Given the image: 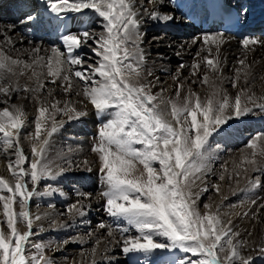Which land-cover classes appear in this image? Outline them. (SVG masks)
<instances>
[{"label":"snow or ice","instance_id":"6c2138e0","mask_svg":"<svg viewBox=\"0 0 264 264\" xmlns=\"http://www.w3.org/2000/svg\"><path fill=\"white\" fill-rule=\"evenodd\" d=\"M158 2L147 0L152 5ZM45 3L46 11L55 17L66 13L87 16L90 11L102 31L94 32L88 27L68 31L60 37V47H52L41 55V48L34 46L24 50L28 58L23 59L10 54L13 41L8 33L15 26L7 25V31L0 27V156L8 157L9 174L7 178L0 176V264H54L46 254L51 245L35 243L34 252L29 253L34 223L41 219L39 215L33 217L30 201L36 195L57 193L59 190L51 185L42 193L37 188L42 180H55L72 169V162L63 156L50 158V148L64 118L71 121L87 115L68 98L77 85L75 95L82 96L96 114L108 117L98 128L91 152L96 156L103 185L99 192L104 201L103 211L113 220L123 222V226L100 223L98 227L108 229L111 243L119 245L125 256H142L139 264H150L147 258L157 250L183 253L175 264H253L252 255L243 254L249 248L264 256V239L258 245L241 239L232 221L221 218L219 205L214 209L211 203H205L204 211L199 206L202 195L210 191L205 179L211 171L207 148L210 138L230 120L246 116L253 107L264 111V96L258 99L248 87L252 72L247 61V53L256 46H264V40L254 36L240 38L244 55L237 57L234 75L225 78L219 55L223 33L194 38L192 44L199 43L201 47L193 57L190 77L181 79V70L186 66L180 64L172 76L174 94L165 96L164 88L153 91L155 84L147 79L152 73L145 75L143 33L138 17L140 10L150 19L163 22L172 21V15L149 13L142 3L137 5V0ZM37 21V17L27 13L20 23L30 25ZM82 47L90 48L94 56V62H88L86 67V61L77 52ZM21 77L31 83L20 84ZM225 79L236 90L234 96L224 89ZM186 82L206 87L207 92L202 97L191 86L185 88ZM57 88L64 99L56 98ZM19 93L25 94L24 99L30 94L35 101V116L30 122L33 127L24 137L29 142L30 156L21 142L22 130L29 123L27 114L23 105L12 102L13 95ZM81 165L91 171L87 160L76 167ZM261 170L264 134L251 138L239 159L232 162L231 170L223 165L217 179L235 181L237 185L245 179L246 187L255 189L260 185L249 180L248 174ZM211 190L222 196L220 184L213 183ZM78 196L81 200L68 205L61 215L71 218L86 214L87 206L82 201L89 200L91 194L81 192ZM261 209L264 203H259L251 214L253 219ZM50 227L55 230L64 225L52 219ZM248 236H252L251 231ZM104 243L103 239H96L89 251L80 253V261L73 264H98L96 257Z\"/></svg>","mask_w":264,"mask_h":264},{"label":"bare ground","instance_id":"6f19581e","mask_svg":"<svg viewBox=\"0 0 264 264\" xmlns=\"http://www.w3.org/2000/svg\"><path fill=\"white\" fill-rule=\"evenodd\" d=\"M13 1L17 5L11 15L13 19L22 17L23 15L29 13L31 9H34L35 7L41 8V10L36 11V13L43 12L42 14H39V18L41 16H45L47 19V15L50 14L48 11H46L45 0H0V27H4L5 31H7L6 26L12 23H9L7 21L6 12L3 9L2 11L1 7L5 3L10 4L13 3ZM142 1L143 0H137V5L139 6ZM202 1L203 0H159L157 4H149L148 6L142 3L143 7L147 8L149 13L151 11H157L161 15L169 14L174 17V19L169 22L153 20L150 19L148 15H145L143 10H140V15L138 17L140 21L141 32H143L144 27H147L150 28L151 32L159 29L162 31L165 30L167 32H173L175 35V37L173 38H170L168 35H160L159 37L151 36V38L148 40L149 43L147 45H144L143 42L141 44L145 56L143 65L145 75L147 76L148 72L152 73L151 76H147V79L151 80L155 84V87L153 88L154 92H159L161 88H164L166 89L164 93L165 96L174 94L172 76L177 73L178 67H176L174 71L170 72L172 69L171 64H184L186 67L181 70V79L183 80L190 77V66L193 63V57L195 56L197 50L201 47L199 43L195 45L192 44V40L194 38L199 39L206 33H223L224 43L221 46L219 55L222 61L223 77L225 78H230L234 75V69L237 66V57H242L244 55L239 46L240 38H242L243 36H254L264 40V31H257L256 28L257 24H264V0H230L235 6H237L239 10L238 14L241 20L237 27V30H235L233 33L226 30H219L217 27H210L207 30L203 29L202 26L204 21H200V15L202 14ZM45 11L46 13H44ZM89 16L92 17L91 20H89ZM93 20H96V17L90 11L87 16L73 13L63 14L62 17H55L54 15H52L49 22H47L46 20L44 21V26L46 28L44 29V31L48 32V35H46L49 38L50 43H58L61 46L60 37L63 34H66L68 31H77L83 27H89L92 24ZM195 20H197V22H195ZM97 25H99V22ZM41 29L43 30V27H40L37 33H40L42 31ZM236 32L238 33V36L235 35ZM8 34L11 36V39L13 41V45L11 46L12 51L10 54L14 57L19 55L21 58L27 59L28 54L24 50L31 49L34 46H39L41 48V55H46L48 50L52 48H47L43 44L37 45L30 43V41L28 40H30L32 37L33 39L35 37V39L37 40H43L44 38L41 36H34L32 33L29 34L31 35L30 37L25 35H15L13 29ZM177 38L179 40H176ZM0 44H3V36H0ZM77 52L80 57L84 53L87 54L86 57H94L91 49L87 47H82L81 49L77 50ZM247 61L251 65L252 72L251 82L248 87L259 99V97L264 96V80H261V77H264V46H256L252 51L248 52ZM203 71L204 70L202 68L200 75H203ZM191 79L195 78L192 77ZM19 82L20 84H24L26 82L31 83L27 81L26 77H21ZM189 86H191L192 89L196 87L194 91L200 93L202 97L207 92L206 87L200 86L198 84L189 85V83L186 82L185 88ZM241 86H243V81H241ZM223 87L228 91L230 95H235L236 90L231 87V84L227 79H225ZM78 90L79 86H74V91L68 98L76 103V107L79 111L87 112V115L71 121H68L67 118H64L65 123L63 127H61L51 139L50 158H55L57 155L63 156L66 160H70L72 162V166L76 163L87 160L89 162V166L91 167V165L94 163V167H96L97 170L98 165L96 162V156L92 152L90 154V152L88 151L85 143V137L86 133H88V130H90V127H92L93 123H95L96 121H100L102 123L103 121H106L108 117L106 115L96 114L92 106L90 104H87V102L83 100L82 96L78 97L75 95V91ZM24 95V93L14 94L12 99L13 103L23 105L24 110L27 114V120L29 121L27 126L22 130V134L24 133V135L21 136V138H24L32 130L33 126L30 122L34 119L35 116V101L31 98L30 94L27 99L23 98ZM56 98H65L63 92L59 88L56 89ZM0 107H3V105L0 104ZM57 119H60V117H57ZM259 123L264 125V111L253 107L252 111L246 116H243L239 119H232L226 125H224V128L220 131L223 136L219 133L217 136L218 141L221 142V144L228 145H231L235 142H240L241 138L237 137V135L240 133V129H245L246 127H259L257 129L261 131ZM72 126H74L75 128L74 133H76L77 137L73 138L63 135V133L67 132V129L72 128ZM261 134L264 133L262 132ZM65 138L74 139L77 142L74 141V143L72 142L73 140L65 141L63 140ZM23 143L24 144L22 145V147L24 148L26 154L30 156L31 154L28 140L24 138ZM63 147H65V149L68 151L62 153L61 149ZM207 148L209 149V147ZM88 152L91 155L89 157H87L86 155L88 154ZM239 154H241V152ZM2 157L3 158H1L0 156V176H5L7 178L9 176L6 167V160L8 159V157ZM239 157L240 155H238L237 157L235 156L234 160H238ZM81 166V172L79 171L77 173H74V171H72L71 169V171H67L63 174V176L67 179L70 177V174L73 175V173L74 175L79 174L80 176H78V180L81 182L80 187H71L73 198H71L72 200L70 204L76 203L78 200H81V197L78 196V193L84 192L83 189H90L92 186V174H88L87 176L82 175V172L86 168L83 165ZM228 166L231 170L232 162H229ZM211 174L212 172L210 171L206 176H210ZM250 174L251 172L248 174L249 180ZM257 183H259V181ZM219 184L221 185L222 196L216 194V198L212 203L213 208L215 209L216 206L219 205L221 218L225 222L231 220L233 226H237L235 230L240 231L239 233H243L242 236H244L245 232H248V230L252 229V237L250 241H252L254 245H257L260 239L264 238V209L260 210V213L256 219H253L251 214L256 212V208L259 203H264V189H261L260 187L255 189L251 188V193L248 199H244V201L236 203L235 207L233 208H225V206H223L224 201L228 199L229 195L236 196L238 193H241V190L244 189L245 185H247V180L241 179L239 185H237L235 181H231V184L229 185L226 184V181L220 182ZM57 189L59 191L51 196L58 195L64 197V195H60V189ZM252 200H255L257 203L255 205L252 204ZM82 202L87 206L84 209L86 214L84 216L74 215L71 218H69L65 214L63 215L64 219L62 220V222H60V218H57L60 213L56 209L52 208L47 211H40L30 208L33 217L37 215L41 217L39 221H35L33 230L36 231V234L46 233L48 229L50 231L51 220L56 219L59 223L64 225V227H62L63 229L61 230L63 231L62 233H77V236L73 238L66 237L64 241H68V243L65 244L63 243L64 241L60 242L58 244V251L56 250V245L54 247V252L56 254L63 252L65 253V255L68 254L69 258L72 257L73 261L79 262L81 259L80 253L82 251H89L93 246L94 241L100 238L103 239L105 243L101 244L99 247V252L96 257L98 264H118L122 259L114 255L116 254L119 245L111 243L112 238L108 237L107 234L106 237L101 238L99 236L106 229H100L98 227L100 223H104L101 218H98L100 210L99 207L101 206L100 204L102 203V200L99 196L91 195V198L89 200H83ZM244 212H248L249 215L244 216ZM90 218L96 221V225H94L92 228L87 221L82 222L83 220H89ZM41 228H43V231H41ZM81 231L92 233V236H89L88 234L87 236H82L80 235ZM81 239L88 242L81 243L79 242ZM75 246L82 247V251L77 253L74 249ZM65 248H73V251H65ZM61 260L62 259H57V261L59 262Z\"/></svg>","mask_w":264,"mask_h":264},{"label":"rangeland","instance_id":"374dc122","mask_svg":"<svg viewBox=\"0 0 264 264\" xmlns=\"http://www.w3.org/2000/svg\"><path fill=\"white\" fill-rule=\"evenodd\" d=\"M13 3H14V1H13ZM142 3L146 6L149 5V3H147V0H143ZM14 6L17 7V5L15 3H14ZM6 7H7L6 14H11V12H9V10L12 9V6L11 7L5 6V8ZM3 8H4V6H3ZM38 10H40V8L35 7L34 9H31V11L29 13H31L34 17L38 18L39 15L36 13V11H38ZM44 13H46V12H44ZM23 16L16 18L15 20H12V21L7 20L9 23H12V25H14L17 28V30H16V28L14 27V34L15 35H25V36L30 37L31 35H29V34L33 33L34 35L36 34L37 37L41 36V37H44L45 39L43 38V40L42 39L37 40V39H35V37H34V39L32 37V39L28 40V41H30V43L37 44V45L43 44L47 48L60 47V44H58V43H56V44L50 43L49 38L47 36H45L47 34L46 31L44 32V30L41 29L42 32L40 34H37V31L39 30L37 24L38 25L40 24L41 26L45 25L44 21L46 19L44 20V17L38 18V21L36 23L30 24V25H25V24L20 23V20L23 18ZM46 21H49V18ZM94 24H96V25H94ZM97 24H98V22L96 20H93L92 24L88 28H90L94 32L102 31V28L100 27V25H97ZM16 31H17V33H16ZM142 33L144 36L143 37V44L144 45H147L149 43L148 40L151 38V36L152 37H159L160 35L161 36L168 35L170 38L175 37L173 32H167L165 30L162 31L159 29L154 31V32H151L150 28H147V27H144ZM150 34H152V35H150ZM176 40H179V39L177 38ZM86 56H87L86 53L82 54V56H81V58L86 61L85 67L87 66L88 62H94V57H86ZM179 65H180L179 63L171 64L172 69L170 72L174 71V69L176 67H178ZM52 86L53 85H51V87ZM48 87H50V85H48ZM195 89H196V87H194L193 90H195ZM100 125H101V122L96 121L95 123H93L92 127H90V130H88V133H86L85 143H86V147L88 148V151L90 152V154H91V147L96 142L95 137L97 135V131H98V128ZM259 125L261 128V131H259L257 129L259 127H252V128L246 127L245 129L244 128L240 129V133L237 135V137L241 138V141L235 142L231 145L221 144V142L218 141L217 136L220 133V131L217 134H214L210 138L209 144L207 147H209L208 155L210 157L208 164H209V167L211 169L212 174L210 176L205 177L207 184L210 188V191L207 193H204L201 197V200L199 201V206H200L201 211H204L203 205L205 203H211L212 204L216 198V193L214 190H211V185L213 183H218V184L220 183V181L217 179V177H218V174L222 171V166L223 165L228 166L229 162L234 161L235 156L237 157L238 155H241V154H239L241 152L240 149H244L246 143L251 138H253L256 135L261 134L262 132L264 133V125H262L261 123H259ZM74 130H75V128H74V126H72V128H68L67 132H64L63 135H65L66 137L67 136L73 137V138L77 137L76 133H74L75 132ZM23 135H24V133L21 136H23ZM63 140H65V141L66 140H73L72 142H74V141L77 142L74 139L65 138ZM23 141H24V138L22 137L21 138L22 145L24 144ZM136 147H139V146H136ZM62 149H61L62 153H65L68 151L65 149V147H63ZM89 152H88V154H86L87 157L91 156L89 154ZM1 158H3V157L1 156ZM77 164H79V163H76L75 165L72 166V171H74V173H77L82 169V166L76 167ZM156 166L158 167V165H156ZM74 173H73V175L70 174V177L68 179L62 175V176L56 178L55 180H42L40 182V184L38 185V188H37L38 193H42L48 185H51L53 187L59 188L60 191L63 192L64 197L58 196V195H54V196L36 195L30 201V208H33L34 210H40V211H47V210H50L52 208L56 209L60 213V215L57 218H60L61 219L60 222H62V220L64 218H63V215H61V214L65 213L68 205H70V203H71V200H72L71 198H73L71 187H78L79 188L80 184H81V182L78 180L79 174L74 175ZM88 174H92V176H91L93 178L92 186L90 189H86V190L83 189V191L86 193H90L92 196H99V192L103 188V185L101 184V181H100V178L98 175V169L96 170V167H94V163L91 165V171H88L86 168L82 172V175H84V176L85 175L87 176ZM263 174H264L263 170L251 172V174H250V180H252V181L254 180L256 182L259 181L261 189H264V175ZM228 182L226 181L227 185L231 184V182H229V183ZM250 191H251V188L246 187V185H245L244 189L241 190V193H238L236 196L235 195H231V196L229 195L228 199H226L224 201L223 206H225V208L235 207L236 203L242 202V201H244V199H248V197L250 196V193H251ZM100 199L102 200V203L100 204L101 208L99 207L100 210H99L98 218H101V220L104 221L105 224H111V225L115 226L117 223H120L121 226H123V222H117V221L113 220V218L106 215V213L103 211L104 201L101 197H100ZM84 221H87L91 228L94 225H96V221H94L91 218L89 220H83L82 222H84ZM233 227L235 230L237 226H233ZM62 229H63L62 227H59V228H56L55 230H53L51 227L50 231L48 229V231L46 233H42V234H38V233L36 234L35 233L36 231L32 229L34 235H32L30 237V243L28 245L29 253L34 252V248H32L33 244L43 243L45 245H51L50 248L46 249V254L52 258V260L54 261V264H60V263L61 264H73V259H72V257L69 258L68 254L65 255V253H63V252L56 254L54 252V247L56 245H58L60 242H63L66 239V237L67 238H73V237L77 236L76 235L77 233H69V232L62 233L63 232V231H61ZM20 230L21 231L24 230L23 225H20ZM251 230L252 229L248 230V232ZM107 231H108V229L106 228L101 233V235H99V236L101 238L106 237ZM238 232H240V231H238ZM248 232H245L244 236H242L243 233H240V238L250 240L252 236L249 237ZM87 234L88 233L86 231L80 232V235H82V236H87ZM99 236H97V237H99ZM116 239H119L118 235L116 236ZM262 239H264V238H261L260 240H262ZM259 242H258V244H259ZM74 249L77 253L82 251V247L75 246ZM65 251H73V248H65ZM243 254L244 255H252L253 264H264V256H261L257 251H253L251 248L244 251ZM114 256L122 259L118 264H139V262L144 259L142 256H139V255H137V256H131V255L125 256L121 252L120 246H118V250L116 251V254ZM183 256H184V254L180 253L179 251L166 252V251L157 250L155 253H153L147 259L150 262V264H175V262L178 261V259H180ZM57 259H62V260L59 262V261H57Z\"/></svg>","mask_w":264,"mask_h":264}]
</instances>
